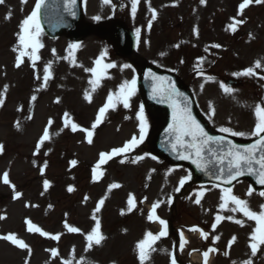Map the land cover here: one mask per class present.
<instances>
[{
	"label": "rangeland",
	"instance_id": "rangeland-1",
	"mask_svg": "<svg viewBox=\"0 0 264 264\" xmlns=\"http://www.w3.org/2000/svg\"><path fill=\"white\" fill-rule=\"evenodd\" d=\"M129 2L130 0L127 2L128 8ZM157 2H166L165 13L159 24L156 19L157 32L166 27L168 13L174 14L184 9L186 28L183 35H186L189 46L194 44L197 52H215L221 57L224 54V59L218 65L228 75L242 78L254 85L245 94V106L248 110L241 113L246 117V122L243 123L241 120L237 121L236 117L234 105L237 94L226 93L219 84L212 83L209 77L198 80L197 90L203 108L216 120L219 129L227 127L245 133L243 136H255L253 133L259 122L256 109L264 106V15L250 22L247 9L240 7L244 0H205L204 3L201 0H156V4ZM260 3H264V0ZM27 7L29 0L0 2V99L4 101L0 106V144L8 149L5 157L0 158V192L8 193V188L1 183L2 174L7 172L11 175L12 184L21 186L16 190L22 192L17 201L9 198L4 204L0 202V237L14 234L29 246L22 248L10 240L0 238V264H169L171 239L152 242L150 249L147 246L145 248V259H140L138 243L147 238L148 232L154 235L156 233V228L150 224L141 204H156L166 196L169 200L178 192V188L180 190V180L187 177V172L161 166L147 154L139 153L134 160L129 157L122 159L117 165L111 164L106 180L101 185H92L88 183L87 176L90 160L82 153L87 147L84 143L77 144L78 141H75L82 140L81 135L71 136L68 140V160L65 156L64 160L61 158L57 161L55 156L62 146H59L60 143L54 146L49 141L56 138L57 127L62 122H53L51 114L61 118L62 114L73 113L81 123L91 121L87 128L95 133V143L90 148L94 149L96 155L119 145L127 137L120 139L116 136L117 118L109 122L107 120L99 128H92L94 118H100L95 112L107 103L109 95H113L114 107L119 105V92L113 87H104L107 78L99 79L98 84L92 83L97 79L88 70L91 69L92 60L101 55L99 47L93 41H87L78 48H72L65 40L49 42L39 63L41 70H46L51 65V77L47 82L44 81L46 73H40L38 78L33 77L29 63L13 70L11 63H14L18 54V44L12 41V32L15 31L13 21L16 12ZM210 17L217 22L208 33ZM249 17L252 19V16ZM137 23L135 22L136 26ZM237 24L247 30L248 36L246 33L238 38L229 36L227 32L230 26ZM241 38L246 40L241 41ZM158 42H162V39ZM216 44L221 47H214ZM191 59L192 56H188V60H183L179 69L188 73ZM257 61L261 63L260 68H256ZM74 62L84 64V81L80 84L75 75L65 68ZM248 68L254 69V75H234ZM86 95L90 96V102L85 98ZM33 96L36 97L35 100L32 99ZM30 102L38 105L34 108L33 121L25 122L26 117L13 110L20 108L24 112V105ZM45 131L49 133V139L41 145ZM116 141L119 142L113 143ZM45 143L48 144L47 152L56 150L51 158V164L55 168L48 170L50 178L40 181L37 177L40 159L35 156V152L44 147ZM138 157L143 159L137 160ZM73 160H81L82 177L86 181L77 182L76 177L72 178L73 166L77 164L73 165ZM76 173L77 171L74 172L75 175ZM45 181L50 185L47 190L44 188ZM114 183L120 187L111 188ZM72 185L79 187V192L69 201L67 212L64 213L61 206L57 208L53 203ZM206 192L201 206L195 205L194 194L179 202L176 225L212 224L211 237L206 246L217 249L214 264H255L256 258L248 260L249 241L252 239H245L240 235L241 232L251 231L252 225L244 216L233 211L231 206L221 208L223 203L218 194ZM247 192L244 186L237 189L238 197L247 202L251 211H264V196L254 193L248 196ZM101 199H104L103 205L99 204ZM130 199L133 201L131 205ZM98 207L100 211L97 212ZM66 214L70 216V221L65 218ZM161 214L166 217L167 211L161 210ZM217 216L220 217L218 222ZM236 220L242 223L238 224ZM29 221L44 226L51 235L61 234L62 242L55 245L51 241H42L37 236L28 235L26 226ZM97 222L105 239L99 245L93 242L89 248L87 236L95 229ZM66 224L80 231L67 234L64 230ZM194 250L195 248L192 249ZM53 251L58 254L54 256Z\"/></svg>",
	"mask_w": 264,
	"mask_h": 264
},
{
	"label": "snow or ice",
	"instance_id": "snow-or-ice-1",
	"mask_svg": "<svg viewBox=\"0 0 264 264\" xmlns=\"http://www.w3.org/2000/svg\"><path fill=\"white\" fill-rule=\"evenodd\" d=\"M0 2H3V0H0ZM105 4H109L110 0H103ZM140 0H132V7H131V13L133 17L135 16L137 12V5L139 4ZM202 3L205 2V0H201ZM252 0H244V3L241 4V9L246 7L248 4H250ZM257 3H260L261 0H256ZM43 0H40L39 3L36 4V10L32 12V14L27 17L21 25L22 28V34L19 35V40L20 44L23 45L25 48L31 47L34 51L36 49H39L42 47V45L39 43V41L36 39V37L39 36V30H40V23H39V18H38V13L39 10L42 6ZM153 19H155L156 12L153 9ZM95 19L99 20L100 17L97 16ZM151 27V24H149V28ZM232 27V30L235 31L234 26ZM139 29L137 30V33L139 34ZM197 35H198V30H197ZM79 45H72V48H78ZM178 47V45H177ZM216 48H220L221 45L216 44L214 45ZM25 55L24 52L20 53V56L23 57ZM33 63L35 60L39 59L38 56L33 55L32 56ZM20 61L18 59V62L16 64L17 67L20 66ZM96 63L99 65L100 61L97 60ZM116 65L114 64H106L104 65L105 68H111L115 67ZM131 65H124V68H130ZM261 63L260 61L256 62V68H260ZM51 65L48 66V68L45 70L46 74L44 76V81L47 82L48 79L51 77V72H50ZM88 71L96 72V69H90ZM234 75L237 76H251L254 75V69L253 68H248L243 72H238L235 73ZM158 79V78H157ZM209 80H212V77L208 78ZM93 84H98L99 83V78L97 80L92 81ZM221 87L226 93H231L233 89L229 88L226 85L221 84ZM136 91V80L133 79L131 81H124L120 86H119V95L120 98L123 101L124 107H129V100L131 96L135 94ZM158 93H160L162 99H169L173 102L172 106L174 109V123L169 126L170 131L175 134V142L172 143V147L174 150L178 148H183L187 154H181L179 156L180 159H191L192 163L196 164L197 168H200L203 171H207V166L205 163H203L205 157L203 155L205 146L211 145V144H216V145H223L225 143V138L224 137H212L209 136L207 132L204 131V128L200 125L198 121H196L195 117L192 116L191 109L188 105L187 102V97H183V94L180 93L174 85H170L169 88L166 89H156ZM177 97H183V107L180 106V104L176 103V98ZM86 99L91 100L90 96L85 97ZM33 100L36 99L35 96L32 97ZM4 103L3 99H0V106H2ZM114 107L113 104V95H109L107 98V103L105 104L104 107L100 109L99 116L102 118L105 114V112L109 109ZM214 112V109H213ZM256 114L259 118V122L256 125L255 131L253 135L260 136L261 133H264V106H258L256 109ZM67 116V114H66ZM138 119L140 120V130H139V136H133L131 140H129L122 148H117L113 150V153H102L100 157V161L97 164L96 168H99L100 165L104 164L107 162V160L112 158L113 154H120L129 151L130 149H134L136 146L139 144L143 143V141L146 138L147 131H148V124L146 121V118L144 116V109L143 106L140 107V111L138 114ZM101 122V119L98 118L97 121L92 125V128L95 129V127ZM65 126H70L71 130L73 132L78 130V125L73 123L71 120L66 119V124ZM84 131L87 132V142L89 144L92 143V136L93 132L91 130L85 129ZM221 132L224 133H230L233 136H243L245 133L243 132H236L233 131L231 128L227 127H222L220 129ZM187 138V139H186ZM49 139V133L45 131L42 140L40 141V144L42 145L46 140ZM228 147L224 151V154L219 157V162L221 165L224 164L225 159H227V166L225 168H221V175L217 176V179H223L225 183L231 184L232 181L236 180L238 177L245 175L246 173L248 174H256L258 175V180L259 183L264 184V153H262L259 158H257L256 153L258 151H261L264 149V137H261V140L259 141L260 147L258 148L256 145H253L248 148H241L235 144H231V142H228ZM4 146L0 144V153L3 152ZM211 151V148L208 149ZM143 159V157H138L137 160ZM155 159V157H153ZM135 162V161H133ZM73 165L77 163V161L73 160L71 161ZM254 165H259V172H255ZM94 172V177H98L101 175V173L97 172L96 169L93 170ZM227 173V175H223L224 173ZM191 176L185 177L180 180V186L182 187L186 180H190ZM3 182L4 183H9V178L8 174L5 173L3 176ZM49 182L45 181L44 182V188L45 190L48 189L49 187ZM14 187V186H13ZM111 188H117L120 187L118 184H112L110 186ZM68 191L71 192L73 191L72 187L68 188ZM179 191V188L177 189ZM224 197L222 199L224 200V204L221 205V208H224L225 205L231 201L233 204L237 205L239 207V210L243 212L245 216H247L250 219L257 220L260 222L262 226H264V211H261L259 214L251 211L248 206L247 202L243 199H240L236 195L232 194V190L230 188L224 189ZM253 194V191L250 189L247 192L248 196H251ZM20 194L17 193V196ZM261 196H264V192L260 193ZM104 199H101L99 201L100 205H103ZM133 201L130 199L129 204L131 205ZM196 204H200V199H197L195 201ZM158 207V204H154L152 208V214L148 217L149 220H153L154 218L159 220V223L161 225H164L165 231L159 233L158 235H154L151 232L147 233V238L141 242L138 243L137 247L140 249V259L143 261L145 259V248L146 246L150 249L152 242L156 241L159 239L161 236H164L167 234V222L160 219L158 216H156V208ZM264 208V206H262ZM233 211H236V208L232 209ZM96 211H100V208L98 207ZM228 219H232V217H228ZM216 220L219 221L220 217L217 216ZM236 223L240 224L242 223L240 220H236ZM30 227L29 231L35 230L36 232H39L41 235L48 236L49 233L43 232L39 227L32 226L31 221L28 222ZM216 225H213V228H215ZM195 230V229H194ZM69 231L71 232H79L80 229L76 227H70ZM258 231H262V236H261V242L264 243V229H258ZM205 237H207V233H204ZM5 240H10L13 244L18 245L22 248H28L29 246L22 240L17 239V237L14 234H9L4 237H0ZM54 239L59 240V235L52 237ZM255 238V237H254ZM105 239V237L101 234L100 232V225L97 222L95 229L92 231L91 234L87 236V240L89 241L88 247L90 248L93 244V242L96 245L101 244L102 240ZM219 239V237H217ZM235 239V238H233ZM252 247V252L253 255H255L257 248L256 245L253 244L251 245ZM209 251H213L210 249ZM58 253L53 251V255H57ZM209 252L206 251L204 252V258L205 262L207 261ZM67 264V262H66ZM172 264H176L175 258L172 260ZM245 264H248V262H245Z\"/></svg>",
	"mask_w": 264,
	"mask_h": 264
},
{
	"label": "water",
	"instance_id": "water-1",
	"mask_svg": "<svg viewBox=\"0 0 264 264\" xmlns=\"http://www.w3.org/2000/svg\"><path fill=\"white\" fill-rule=\"evenodd\" d=\"M253 178L255 179H258V175L254 174V175H251Z\"/></svg>",
	"mask_w": 264,
	"mask_h": 264
}]
</instances>
